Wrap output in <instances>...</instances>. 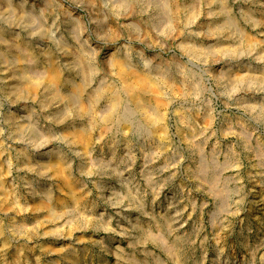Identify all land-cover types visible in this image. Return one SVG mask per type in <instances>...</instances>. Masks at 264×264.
<instances>
[{"label": "clouds", "instance_id": "obj_1", "mask_svg": "<svg viewBox=\"0 0 264 264\" xmlns=\"http://www.w3.org/2000/svg\"><path fill=\"white\" fill-rule=\"evenodd\" d=\"M0 264H264V0H0Z\"/></svg>", "mask_w": 264, "mask_h": 264}]
</instances>
